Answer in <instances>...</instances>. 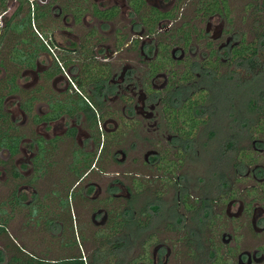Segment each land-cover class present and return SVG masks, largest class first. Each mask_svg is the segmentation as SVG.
<instances>
[{"label":"flooded vegetation","instance_id":"1","mask_svg":"<svg viewBox=\"0 0 264 264\" xmlns=\"http://www.w3.org/2000/svg\"><path fill=\"white\" fill-rule=\"evenodd\" d=\"M6 183L100 263L264 264V0H0Z\"/></svg>","mask_w":264,"mask_h":264},{"label":"rangeland","instance_id":"2","mask_svg":"<svg viewBox=\"0 0 264 264\" xmlns=\"http://www.w3.org/2000/svg\"><path fill=\"white\" fill-rule=\"evenodd\" d=\"M9 187V189H8ZM10 186L8 183L4 185L0 184V209H5V214L0 215L3 218H7V223L5 225L6 234L4 237H0V248L4 250V256H9L14 253H18L19 246L22 247L27 252H31L39 257L47 259H59L69 256H78L79 251H82L86 256V261L90 264H108L110 262L103 261L104 263H99L95 259L94 254V245L90 241V228H85V237L87 240L83 243V246L80 250L73 246L71 249L59 245L53 237H49L48 233H41L34 226H30L27 222V216L25 211L21 210L16 214H11L10 207L8 205ZM68 233H66L67 235ZM121 235H115L110 238L113 242H120ZM49 241V242H48ZM104 241V240H103ZM106 242V241H105ZM104 246V243H101L100 246ZM105 247V246H104ZM101 248V249H100ZM101 251H104V248L100 247ZM119 250V249H118ZM19 254V253H18ZM112 259L117 257V255L111 256Z\"/></svg>","mask_w":264,"mask_h":264},{"label":"trees","instance_id":"3","mask_svg":"<svg viewBox=\"0 0 264 264\" xmlns=\"http://www.w3.org/2000/svg\"><path fill=\"white\" fill-rule=\"evenodd\" d=\"M7 219L0 215V237L6 234ZM4 250L0 248V264H85L80 256H70L59 259H47L27 252L19 246L18 253L4 256Z\"/></svg>","mask_w":264,"mask_h":264}]
</instances>
